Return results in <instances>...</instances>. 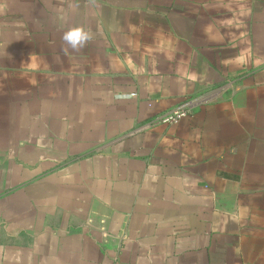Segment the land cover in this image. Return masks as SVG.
I'll list each match as a JSON object with an SVG mask.
<instances>
[{
	"label": "crops",
	"instance_id": "0c3cea01",
	"mask_svg": "<svg viewBox=\"0 0 264 264\" xmlns=\"http://www.w3.org/2000/svg\"><path fill=\"white\" fill-rule=\"evenodd\" d=\"M0 264H264V0H0Z\"/></svg>",
	"mask_w": 264,
	"mask_h": 264
},
{
	"label": "clouds",
	"instance_id": "9594fccd",
	"mask_svg": "<svg viewBox=\"0 0 264 264\" xmlns=\"http://www.w3.org/2000/svg\"><path fill=\"white\" fill-rule=\"evenodd\" d=\"M61 39L65 46L62 50L65 53H67L69 49L73 52H79L94 39V36L83 26H72L63 32Z\"/></svg>",
	"mask_w": 264,
	"mask_h": 264
},
{
	"label": "built area",
	"instance_id": "2783aa9c",
	"mask_svg": "<svg viewBox=\"0 0 264 264\" xmlns=\"http://www.w3.org/2000/svg\"><path fill=\"white\" fill-rule=\"evenodd\" d=\"M190 104L188 102H184L179 106L175 107L168 114H166L163 118H161V122L163 124H176L182 118L186 117L189 113Z\"/></svg>",
	"mask_w": 264,
	"mask_h": 264
}]
</instances>
